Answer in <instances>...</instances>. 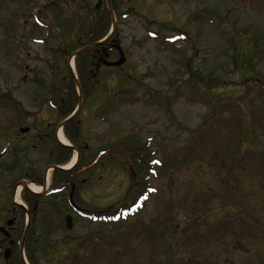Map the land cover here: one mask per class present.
<instances>
[{"label": "rangeland", "instance_id": "obj_1", "mask_svg": "<svg viewBox=\"0 0 264 264\" xmlns=\"http://www.w3.org/2000/svg\"><path fill=\"white\" fill-rule=\"evenodd\" d=\"M102 1L115 23L108 40L114 35L125 61L98 64L84 101L70 56L78 36L109 20L106 6L0 0V226L21 183L42 187L33 178L48 175L51 184L55 144L37 139L47 127L57 136L65 119L54 104L71 71L82 97L80 143L92 147L87 160L127 136L148 142L159 160L146 180L129 150L101 154L77 176L74 202L96 216L132 204L147 183L153 193L114 222L76 214L70 189L31 207L22 199L25 260L36 241L35 264H264V0H116L120 21L113 2ZM31 213L34 230L26 228ZM15 262L0 255V264Z\"/></svg>", "mask_w": 264, "mask_h": 264}, {"label": "trees", "instance_id": "obj_2", "mask_svg": "<svg viewBox=\"0 0 264 264\" xmlns=\"http://www.w3.org/2000/svg\"><path fill=\"white\" fill-rule=\"evenodd\" d=\"M113 2V10L118 16V21L122 20L123 15L119 11L118 5L116 3V0H111ZM98 6L103 4L106 6V12L102 13L101 15L104 18L105 16L109 18V20L106 22L105 25H97L93 27L90 31L84 34H81L78 36L76 40V46H74V50H77L81 47L93 44L96 41H100L103 39L109 29L111 28L113 24V16L110 11L107 9V5L104 1L99 0ZM105 19V18H104ZM100 21V20H97ZM117 21V22H118ZM114 35L110 38V40L105 41L103 43H99L98 45L92 47L91 49L84 51L80 53L76 57V67L77 72L79 74V78L81 79V86L83 88L84 94L83 98L84 101H86L87 98H89V91L91 89V85H93V81L95 76H97V73L95 72V68H97L98 64L95 60L98 59L99 55L101 56V53L104 51L109 54L111 52H117L115 49L113 43H116V40L114 39ZM102 57L105 58L104 53L102 54ZM94 60V61H92ZM69 77L66 78L65 88L61 90V97L58 99L57 102L54 104L56 109L61 113L60 119L64 120L66 119L75 109L79 102V95L77 93V87H76V79L74 76L69 72ZM251 78V77H250ZM92 93V90L90 91ZM79 117H73L70 119L66 125H65V134L66 137L73 143L75 148L79 150L80 157L79 162L76 164V166L73 169L70 170H64L60 168H56L53 170L52 177H51V184L48 190L42 194H34L28 189L23 190L22 197L24 198L25 202L28 204L29 207L32 206V201H35L34 199L37 197L43 198H52V197H58L67 190H71L72 183L78 182L77 176L79 174V169L82 166L90 164L97 156L99 152H103V156L109 155L111 152H119V149L123 148V150L126 151L129 150L130 153H132L131 158L133 159V166L136 168L139 172V174H143L144 177L146 176V180L152 178L156 173V165L159 164L158 158L155 156V152L148 149L149 145L147 143H143L139 138L135 136H127L126 140L117 141L114 144L109 145L107 144V147L101 148L98 150V152L95 154L94 157L90 161L87 160L88 153L92 152V147H90L87 143L86 146L81 145V135L79 134V131L81 130V127H78V119ZM62 122V121H61ZM44 135H38L39 141H43V139L46 140H52V142L55 144L54 149L51 151L50 160L47 162L46 167L49 166H63L71 161L74 154V149L69 146H65L61 144L59 141H57L56 136L54 135V131L51 127H47L45 129ZM127 149V150H126ZM146 150L148 152H146ZM255 151V150H254ZM22 152V151H21ZM253 152V151H252ZM19 152L15 151L13 153V156L16 155L15 158H18V162L20 158L26 162V158L18 157ZM15 163V165H17ZM18 167V166H17ZM21 167V166H20ZM19 168V167H18ZM22 168V167H21ZM91 169V168H90ZM89 170V169H88ZM152 176V177H151ZM40 180L37 181V183L42 184L43 178L42 175H40ZM136 192L138 191V188L135 187ZM153 193V188L151 185L147 183V186L142 188L141 193L135 198V200L132 202V204L129 205H121L117 207L116 211L113 212H99V214H96L94 212H78L80 215H83L85 217H94V219L102 220V221H117L120 217H123L127 219L128 217L134 216L136 213H138L145 205L147 200L149 199V196ZM17 208L15 213H11L8 215L9 221H13V225L10 227L8 226V229H10L11 235L14 236V250L11 260H16V264H25L22 260V255L20 251V247L17 250V246L21 244V236L23 235V227H25V214L23 211V208L21 206L15 205ZM37 206L35 205V208ZM21 211V215L19 214ZM33 215V213L30 214V216ZM239 218V217H235ZM251 224V223H250ZM10 227V228H9ZM250 227V226H249ZM30 230H32L33 226L30 224ZM34 230V228H33ZM36 241L33 243H29L28 246H26L27 250L31 249L29 253L27 252V258L30 262V264H35L33 260V255L38 252L36 247ZM29 247V248H28ZM32 247V248H31ZM32 254V255H31Z\"/></svg>", "mask_w": 264, "mask_h": 264}, {"label": "flooded vegetation", "instance_id": "obj_3", "mask_svg": "<svg viewBox=\"0 0 264 264\" xmlns=\"http://www.w3.org/2000/svg\"><path fill=\"white\" fill-rule=\"evenodd\" d=\"M104 53V56L107 54L108 55V53H106V52H102L101 53V56L99 55V57H98V59L97 60H95L96 62H97V64H103V65H105V63H104V61H103V57H102V54ZM92 61H94V60H92ZM94 61V62H95ZM99 62V63H98ZM79 103H80V98H79V102H78V104H77V106L75 107V108H77V113H76V117H78L79 116V114H80V112H82V108H81V106H80V108H78V105H79ZM82 105V104H81ZM75 111V109L73 110V112ZM72 112V113H73ZM71 113V114H72ZM70 114V115H71ZM69 115V116H70ZM60 126H61V124L57 127L58 128V131L60 130ZM30 128V130L28 131V132H26L25 134H29V133H32V128L31 127H29ZM63 131H64V134H65V126H64V128L62 129ZM58 133V132H57ZM54 135L56 136V130H54ZM65 136H66V134H65ZM56 138H57V136H56ZM72 148L73 147H75L74 145H73V143H72ZM100 155H101V153L99 154H97V156H96V158L91 162V163H93L94 162V164H92L91 166H89L88 167V169H90V168H93L94 167V165H97V163H98V161L102 158V156H103V154H102V156H101V158L99 159V157H100ZM98 158V161L96 162L95 160ZM90 163V164H91ZM90 164H88V165H90ZM82 168H83V166L79 169V174H81V173H83V172H85V171H88V169L87 170H82ZM78 174V175H79ZM42 178H43V183L45 184V182H44V179H45V175H42ZM41 178H40V176H38V175H36V178H33V181H39ZM73 185H74V195H75V193L76 192H78V191H80L81 190V188H80V184L78 185V182L76 183V182H73L72 183V187H71V190L73 189ZM47 188H48V186H47ZM71 190H70V192H71ZM70 195V194H69ZM20 199L22 200H24V198L20 195ZM75 200V199H74ZM25 201V200H24ZM68 201H69V196H68ZM16 202V201H15ZM75 203H76V201H75ZM19 204H21V203H18V202H16V205H18V206H21V205H19ZM69 207L71 208V210L72 211H74L76 214H79L78 212H88V210L87 209H85V208H82V207H80V206H78L77 205V203H76V205L79 207V209H75L72 205H71V203H70V201H69ZM16 210H17V208L15 207V205L13 206V209H12V212L13 213H15L16 212ZM13 225V221H7V223H6V225H5V228L7 229V231H8V234H9V236H7L6 234H4V236L9 240V246L10 245H12V246H10L12 249L14 248V236L13 235H11V233H10V229H8V226H12ZM9 227V228H10ZM0 247H1V249H0V255L2 254V252H3V250L7 247H4V243H1L0 244Z\"/></svg>", "mask_w": 264, "mask_h": 264}, {"label": "water", "instance_id": "obj_4", "mask_svg": "<svg viewBox=\"0 0 264 264\" xmlns=\"http://www.w3.org/2000/svg\"><path fill=\"white\" fill-rule=\"evenodd\" d=\"M114 28H115V25L113 26V30H114ZM102 42H103V41H102ZM99 43H101V42H97V43H94V44L89 45V46H85V47H83V48L77 50V51L72 55V57H76V56H78L80 53H82V52H84V51H86V50H88V49H90V48L96 46V45L99 44ZM116 47L119 49V52H120V58H119L117 61H113V62H112V61L104 60V63H105L106 65H109V66H119V65H121V64L124 63V61H125V54H124V51L122 50V48L120 47L119 44H117ZM80 106H81V103L79 104L78 108H80ZM72 117H73V116H72ZM72 117H70V118H72ZM70 118H68V119L63 123V125H65L66 122H67ZM29 130H30L29 127H21V128H20V132H21V133H26V132H28ZM57 167H58V166H57ZM54 168H56V166L53 167V169H54ZM60 168H61V169H65V168H63V167H60ZM85 168H86V167H85ZM46 182H47V176H46ZM21 185H23V187H25V188L31 190L30 187H29V183H27V182H23V183H21ZM17 187H18V185L16 186V189H17ZM35 193H36V192H35ZM73 195H74V185H73V189H72V191H71V193H70V195H69V200H70L71 204L73 205V207H76V208L78 209L79 207H78V206L76 205V203L74 202ZM65 223H66V227H67L68 229H72L73 226H74L73 217H72L71 215H67V216H66V219H65ZM0 232H3V233H5L6 235H8V232H7V230L5 229V227L0 226ZM11 255H12V249L9 247V248H7V249L5 250L4 256H5L6 259H8Z\"/></svg>", "mask_w": 264, "mask_h": 264}, {"label": "bare ground", "instance_id": "obj_5", "mask_svg": "<svg viewBox=\"0 0 264 264\" xmlns=\"http://www.w3.org/2000/svg\"><path fill=\"white\" fill-rule=\"evenodd\" d=\"M57 136H58V139L60 142L64 143V144H70L69 141L67 140V138L63 135L62 131L59 130L58 133H57ZM76 156H74L73 160L70 161L67 165H65L64 167L66 169H69L71 168L75 162H76ZM30 188L32 191L36 192V193H41L43 191V188L40 187V186H37V185H33V184H30ZM19 191H20V186L19 188L17 189V192H16V195H15V201L18 202V203H21V199H20V196H19Z\"/></svg>", "mask_w": 264, "mask_h": 264}]
</instances>
